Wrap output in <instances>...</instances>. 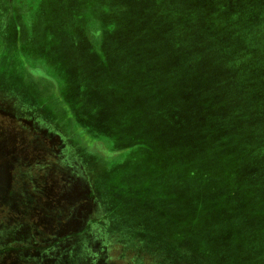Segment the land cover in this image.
I'll list each match as a JSON object with an SVG mask.
<instances>
[{"label": "rangeland", "instance_id": "rangeland-1", "mask_svg": "<svg viewBox=\"0 0 264 264\" xmlns=\"http://www.w3.org/2000/svg\"><path fill=\"white\" fill-rule=\"evenodd\" d=\"M42 1L0 0V264H264V0H122L91 61Z\"/></svg>", "mask_w": 264, "mask_h": 264}, {"label": "crops", "instance_id": "crops-1", "mask_svg": "<svg viewBox=\"0 0 264 264\" xmlns=\"http://www.w3.org/2000/svg\"><path fill=\"white\" fill-rule=\"evenodd\" d=\"M42 1V0H41ZM82 4L80 5V8L77 10L78 11V17H79V22L82 20L81 15L84 14L86 20V24L78 25L80 26L81 31L76 32L79 34L81 38L77 36V39L79 40V43H83L85 45L87 51L89 52V56L87 59L91 61L96 59L97 56L102 58L106 54L105 46L106 44L109 43V41H112L114 39H122L121 37L127 38L129 36V32L132 30L130 29L131 27V21L130 15H129V10L128 13H126V8L123 5L122 0H119L117 2H112L111 0H81ZM61 4L66 5L67 1L66 0H60ZM42 8H44L46 0L42 1ZM76 0H73V7L76 8ZM67 6V5H66ZM68 7V6H67ZM69 8V7H68ZM133 12L135 11L134 7ZM119 10H124V13L120 16L114 17L116 20L115 21H104L103 19L101 22L92 17L91 15L95 13H104L108 14L110 17H113V12H118ZM132 12V13H133ZM89 22V23H87ZM108 22V23H107ZM92 23H98L97 25L101 24V26L93 27ZM112 24V27L110 26L111 32L107 30V24ZM75 24V23H74ZM102 24L104 27H102ZM77 26V28H78ZM76 28V26H74ZM76 28V29H77ZM92 31L96 32V38L92 39L91 33ZM96 41H98L96 43ZM107 42V43H106ZM89 43V44H88ZM95 44H98V46ZM84 47V46H83ZM96 47V48H95ZM99 52V53H98ZM98 62V61H95Z\"/></svg>", "mask_w": 264, "mask_h": 264}, {"label": "flooded vegetation", "instance_id": "flooded-vegetation-1", "mask_svg": "<svg viewBox=\"0 0 264 264\" xmlns=\"http://www.w3.org/2000/svg\"><path fill=\"white\" fill-rule=\"evenodd\" d=\"M6 251H9V250H11V248H7V249H5Z\"/></svg>", "mask_w": 264, "mask_h": 264}]
</instances>
